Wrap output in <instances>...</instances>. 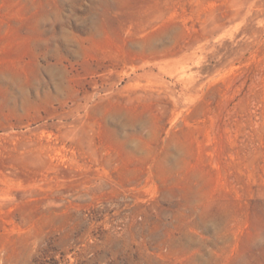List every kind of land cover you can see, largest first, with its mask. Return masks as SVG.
<instances>
[{"label":"rangeland","instance_id":"rangeland-1","mask_svg":"<svg viewBox=\"0 0 264 264\" xmlns=\"http://www.w3.org/2000/svg\"><path fill=\"white\" fill-rule=\"evenodd\" d=\"M0 264H264V0H0Z\"/></svg>","mask_w":264,"mask_h":264}]
</instances>
